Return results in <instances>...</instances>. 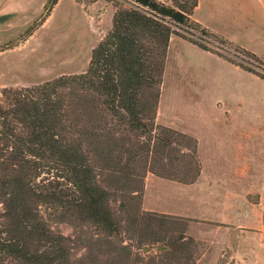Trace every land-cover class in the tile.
Wrapping results in <instances>:
<instances>
[{
    "label": "rangeland",
    "instance_id": "obj_1",
    "mask_svg": "<svg viewBox=\"0 0 264 264\" xmlns=\"http://www.w3.org/2000/svg\"><path fill=\"white\" fill-rule=\"evenodd\" d=\"M44 1L0 0V90L82 73L110 28L114 8L104 0L84 6L58 0L27 36ZM197 1L191 20L230 46L202 42L212 53L202 52L169 39L152 133L128 135V144L115 135L129 150L145 148L141 193L122 190L117 170L124 162L107 165L101 146L86 147L96 181L111 194L120 236L107 238L39 208L50 231L67 240L73 264H158L166 247L139 243L147 212L157 216L150 224L163 216L164 229L184 228L195 244L193 264H264V80L236 66L252 64L264 76V12L250 0L238 9L234 0Z\"/></svg>",
    "mask_w": 264,
    "mask_h": 264
},
{
    "label": "trees",
    "instance_id": "obj_2",
    "mask_svg": "<svg viewBox=\"0 0 264 264\" xmlns=\"http://www.w3.org/2000/svg\"><path fill=\"white\" fill-rule=\"evenodd\" d=\"M57 1H44L27 36ZM73 1L84 6L97 0ZM104 1L114 8L110 28L92 48L82 73L0 90V264H73L67 240L50 231L40 207L65 223L87 225L102 236L118 238L123 230L109 206L111 194L96 181L86 147L101 146L107 165L124 162L117 170L121 188L140 194L146 171L140 151L145 153V148L129 150L115 135L123 134L128 144V135L152 133L169 38L175 36L204 52L211 51L202 42L230 46L191 20L197 0ZM251 65L236 66L264 80ZM155 217L144 213L139 243L166 247L158 264H193L195 244L184 228L164 229L161 220L168 218L163 216L150 224Z\"/></svg>",
    "mask_w": 264,
    "mask_h": 264
},
{
    "label": "crops",
    "instance_id": "obj_3",
    "mask_svg": "<svg viewBox=\"0 0 264 264\" xmlns=\"http://www.w3.org/2000/svg\"><path fill=\"white\" fill-rule=\"evenodd\" d=\"M212 1H215V0H212ZM235 1V3H236V7H237V9L240 7V6H242V5H245L247 2H246V0H234ZM251 2H253L254 4H256V5H258L262 10H263V12H264V0H250ZM198 8H199V2L197 1V6L195 7V9H194V11H193V13H192V15H194L196 12H197V10H198ZM195 19V18H194ZM196 20V19H195ZM171 38V37H170ZM169 38V39H170ZM231 43H233V42H231ZM234 44V43H233ZM203 52V51H202Z\"/></svg>",
    "mask_w": 264,
    "mask_h": 264
}]
</instances>
